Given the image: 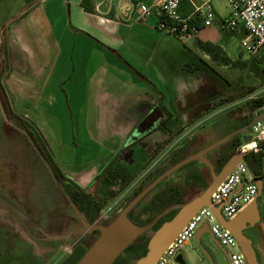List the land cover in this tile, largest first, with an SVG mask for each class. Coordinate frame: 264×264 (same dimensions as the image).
<instances>
[{
    "label": "crops",
    "instance_id": "crops-1",
    "mask_svg": "<svg viewBox=\"0 0 264 264\" xmlns=\"http://www.w3.org/2000/svg\"><path fill=\"white\" fill-rule=\"evenodd\" d=\"M157 1L34 0L0 31V50L4 51L7 65L1 88L10 106L38 127L42 135L35 127L33 132L46 144L64 184L91 195L96 203L105 189L100 185L96 191L97 180L109 167L122 166L128 174L132 172L127 174L132 177L142 173L126 180L135 186L167 159L168 167L149 176L141 189L182 160L244 127L239 123L229 132L226 122L214 120L212 112L218 107V98L213 97V92H204L203 76H194L188 82V61L182 57L185 50L180 46L184 41L179 42L160 29L158 12L153 10L146 19L140 18L138 5L152 7ZM198 3L199 0H182L180 14L190 16L193 5ZM204 29L194 38L198 48L202 50L200 44L208 43L225 53L223 45L216 41L200 40ZM238 32L244 35L241 28ZM214 84L215 93L218 82ZM202 133L207 144L187 154L190 140ZM242 138L233 149L229 141L223 144V153L215 159L221 163L220 169L237 154ZM253 156L256 161L260 158L261 163L260 156ZM196 161L182 166L148 192L149 202L140 213H158L180 204L176 197L183 193L181 184L193 185L200 180L203 184L201 166H193ZM252 170L256 174L261 171ZM176 176V184L158 191ZM210 176L209 170L210 182L184 205L206 190ZM161 201L163 207L158 208ZM26 205H32V200ZM178 210L171 211L157 228L170 221ZM41 211V225L28 223V230L7 221L10 232L18 228L21 232L17 237L36 247L37 252L43 246L54 248L61 244L54 238V218L43 213L44 209ZM131 219L135 225L143 226L138 215ZM28 231L35 235L42 232L46 239L35 244Z\"/></svg>",
    "mask_w": 264,
    "mask_h": 264
},
{
    "label": "rangeland",
    "instance_id": "rangeland-1",
    "mask_svg": "<svg viewBox=\"0 0 264 264\" xmlns=\"http://www.w3.org/2000/svg\"><path fill=\"white\" fill-rule=\"evenodd\" d=\"M32 1L34 0H0V31L3 28L5 29L7 22L13 20V17L23 10L25 5L27 6ZM211 5L217 17L211 27L204 29L202 36H200V40H212L216 41L218 45H223L225 53L229 59L233 62L239 60L241 61V64H245L244 66L241 64L239 66H226L222 61H214L211 56L206 55L205 52L203 53V51L198 48L195 39L184 40V42L176 38L174 39L184 43H181L180 46L185 50L181 52L182 57L184 59L186 58L188 61V65H186L188 66V69H186V72L189 83L192 82L194 76L198 77V79L203 76L204 83L209 86L213 85L216 87L214 83L218 82V92L213 93V97L218 98V105L215 104L218 107L215 108L212 115L214 120L226 122L224 123L225 128L230 132L232 130L234 131L239 123L249 124L252 121L249 112L253 106L251 102L254 99H260L264 96V66L263 64H259L258 68L253 69L251 64L252 57L247 55L241 47L240 38L242 36L240 32L235 31L232 33L224 30L220 26V20L230 16L231 7L227 0H212ZM225 53H223V55ZM261 60L263 61V59ZM6 71L7 65H5L4 51L2 52L0 50V244H2L3 239V236L1 235L3 221L15 222L19 227L28 230V223L41 225V209H44L45 211H43V213L47 214L49 218L53 217L55 220L54 232L60 233V229L57 225L59 224L58 219L62 213L67 212L73 217V213L66 205L65 198L57 188L53 178L46 176L43 167H45L46 170L47 167L39 157L36 149L33 147L32 141L34 140L33 142H36V146H39L40 150L43 149L38 135L33 132V128L35 127L37 129L36 131L40 133L38 127L32 125L29 118L22 114H18V110L10 106V101L6 98L3 92L4 88H1L3 81L2 77ZM212 78L214 80L213 84H211ZM226 105L231 106L225 111ZM22 110L23 112H26L25 108H21V112ZM28 112L30 115V111ZM39 126L41 127V125ZM40 135H42V133H40ZM202 137H205V134H196L190 140L192 142H189V145H187V154H191L194 150H200L202 145L204 146L207 144ZM223 149L224 145H220L211 151L205 158L197 160L193 164V166L195 165L194 167L198 165L201 166L200 171L204 175V180H202L204 183L202 184L200 180L196 181L193 185L181 184L180 188H182L183 193L176 197L180 204H174L158 213L146 214L145 212L144 215L141 216L140 210H142L149 202V196H145L146 198L140 202V205L132 213L133 216L138 215L140 219L144 221L142 223L143 226L141 227L143 228V231L139 239L136 240L133 245L129 246V248L124 251V253L121 254L113 264H135L137 259L146 253V242L148 239L150 240L154 234L155 228H157L160 222L165 218L167 219L170 217L171 214L169 213L171 211L179 208L180 205L187 202L194 195L203 191L202 189H204L210 182V179L207 177L209 170L204 162L208 163L213 169V163L220 153H223ZM253 159L254 156L250 154L244 159V162L248 166L250 165L251 169L260 171L261 163ZM166 160L164 159L157 169L144 175V180L142 179L135 186L131 184V181L125 183L123 181L121 182V180L116 181L114 178H111L110 181H112V185L105 187L104 191H101V200H98L96 203L95 214H91L92 219H94V222L91 225L101 223L103 224L102 226H106L112 221H115L119 213L135 198L134 194L140 190V186H142L143 183H147L148 177L163 171L166 166L168 167L169 163H167ZM119 167L120 166H112V169L116 170L119 169ZM120 168H122V166ZM114 170L112 172L115 174L116 172ZM130 173L132 174V172ZM123 174L120 175L123 176ZM140 174H134L133 177L126 176L124 180L131 179V177L132 180L134 177L136 179ZM108 178H110V176H108ZM178 179L177 176L175 178L171 177L169 181L165 182L160 188H158V191L166 185L176 184ZM105 180V175L97 180L96 191L97 187L104 185L103 183ZM95 196L97 198V192ZM28 200H32V205H26ZM9 202L11 204H9ZM28 206L31 207L28 208ZM257 206L262 220L264 206L261 198L258 199ZM98 208L101 209L99 213H96V209ZM6 209L8 210V214ZM64 217L65 216H61L63 219L62 227L64 232L72 230L73 228L84 229V226L81 223L79 224L77 221H74L76 220L74 217V220L70 221V224L64 222ZM132 223L134 224L133 221ZM9 226H11V224ZM14 230L16 229L14 228L12 230L13 233H15ZM252 231L255 238L256 248L254 251L257 260L260 264H264L263 223L260 222ZM20 232L21 231L17 228L15 236H18ZM28 232L30 233L33 231ZM98 236L99 235L95 236L94 233H92L88 235L85 242L91 244ZM8 237L10 239L7 241V244H13V238L8 235L7 239ZM77 237V234H73L67 241H65L63 247L59 246L56 255L52 258L53 261L51 260L52 262L50 261L51 263L49 262V264H66L65 261L70 254L68 245L73 240H76ZM24 238L27 239L28 237L26 238L25 236ZM201 243L203 247L206 248L205 250L209 254L213 264H226L225 260L214 248L215 246L206 237L202 239ZM179 255L183 257L187 264H210L197 249V244L194 238H192L186 246H182ZM26 259L27 261H30L31 259H35V257L34 255L28 254ZM75 259L76 258L73 255L68 263L70 264ZM1 260L2 258L0 257V264L3 263H1ZM13 260L14 257L8 256L7 263L14 264L11 262Z\"/></svg>",
    "mask_w": 264,
    "mask_h": 264
},
{
    "label": "built area",
    "instance_id": "built-area-1",
    "mask_svg": "<svg viewBox=\"0 0 264 264\" xmlns=\"http://www.w3.org/2000/svg\"><path fill=\"white\" fill-rule=\"evenodd\" d=\"M181 1L158 0L152 7L139 4V16L144 20L156 10L163 17L159 24L163 32L182 41L194 39L201 28L210 27L217 17L211 5L212 0H199L198 4L193 5L194 11L190 16L180 14ZM227 2L231 7L230 16L221 19L220 26L232 33L241 28L244 33L240 38L241 47L247 55L260 58L264 55V0ZM251 117L255 123L249 128L250 140L241 142L236 148V153L243 157L242 161L235 164L230 174L218 184L210 196L211 206L220 210L219 213L225 221L243 212L259 198L264 206V100L252 108ZM250 154L261 157L259 174L244 162ZM211 211L209 207L196 211L153 264H178L176 258L182 246H186L204 224L208 225L211 235L227 252L230 264H247L235 238L220 225ZM262 218L264 220V212Z\"/></svg>",
    "mask_w": 264,
    "mask_h": 264
},
{
    "label": "water",
    "instance_id": "water-1",
    "mask_svg": "<svg viewBox=\"0 0 264 264\" xmlns=\"http://www.w3.org/2000/svg\"><path fill=\"white\" fill-rule=\"evenodd\" d=\"M255 123V120L252 121L244 126L242 129H238L237 131L231 133L227 137L222 140L216 141L215 143L211 144L204 150L197 152L196 154L192 155L191 157L182 160L175 166H173L170 170L166 171L158 178H156L150 185L148 184L133 200L130 202L125 209H123L115 221H112L110 224L106 226H95L94 224H89L83 217L82 213L78 210L75 203L70 198L69 194L67 193L66 189L64 188L62 182L52 170L44 156L42 155L41 151L36 146L35 142L32 141L33 147L36 149L39 157L44 162L49 171L50 175L52 176L57 188L61 191L63 197L65 198L66 202L72 209V211L76 214L82 225L84 226L83 230H76V233L80 234V238L85 235H89L92 232L97 231L99 232V236L92 243V245L86 250V252L82 255V257L77 261L76 264H113L116 259L122 254V252L129 246L134 243V241L141 235L143 228L133 224L131 220L127 217L128 213L132 211L148 194L151 192L162 180H164L169 175H172L176 172L179 168L184 165H187L195 160H202L206 157V155L216 149L218 146H222L226 142L230 141L236 135L243 136L242 142H247L250 140L249 128L252 124ZM243 157L235 154L232 156L226 164L222 167L221 171L215 173L212 167L205 163V166L211 172V183L206 188V190L195 197L187 204H183L179 207V210L176 212L174 217L168 221L164 222L160 228H158L152 237L150 238L148 245H146V253L140 257L135 264H153L155 263L158 258L161 256L164 249L174 240V238L179 233L180 229L183 228L190 218L198 211L200 208L209 207L212 213L215 215L217 220L219 221L220 225L225 228L236 240L238 244V248L240 252L245 257L247 264H260L257 260L253 241L247 238L244 234V231L255 227L259 224L260 215L259 209L257 206L256 200H254L243 212L239 213L232 219L225 221L223 217L219 213L218 208H214L211 206L210 196L216 189L219 183L230 174L233 170L235 164L237 162L242 161ZM259 186V184H258ZM208 236L210 241L216 245L218 251L223 253L219 242L211 235L209 231L208 225L204 224L200 227L194 235V240L197 244V247L201 250V253L204 257L208 260L210 264H213L209 254L207 251L202 247L201 238L203 236ZM58 238V237H56ZM230 264L228 255L224 252ZM176 262L178 264H186L183 260L181 255H178L176 258Z\"/></svg>",
    "mask_w": 264,
    "mask_h": 264
},
{
    "label": "flooded vegetation",
    "instance_id": "flooded-vegetation-1",
    "mask_svg": "<svg viewBox=\"0 0 264 264\" xmlns=\"http://www.w3.org/2000/svg\"><path fill=\"white\" fill-rule=\"evenodd\" d=\"M210 84V83H209ZM213 85H208V84H204V92L205 93H211V92H213L214 93V91H215V87H214V89H213ZM248 124V123H247ZM247 124H244L243 126H245V125H247ZM242 126V127H243ZM243 136H239V135H236L234 138H232L230 141H229V147L230 148H234L236 145H237V143L239 142V141H241V138H242ZM228 156H230V153H228L227 154ZM220 162H218L217 160L214 162V166H213V168H214V170H215V172L216 173H218L221 169H220ZM66 201V200H65ZM68 204V203H67ZM68 208H70V206L68 205ZM71 209V208H70ZM71 211H72V209H71ZM73 212V211H72ZM61 216H65L64 218V222H66V223H69L70 224V221H73L74 220V218L76 219V220H74V221H77V223H81L80 222V220L78 219V217L76 216V214L73 212V217L69 214V213H67V212H64V213H62V215ZM61 216H60V218L58 219V225H57V227L60 229L59 231H60V233H58V232H55V236H54V238H55V240H59V241H61V244H56V246L53 248V247H50V246H43L42 247V249H41V252H37L36 251V247H34L33 245H28V243L26 242V241H23V239H21V238H18L17 236H15V233H13V232H10V227L7 225V222L6 221H3V224H2V228H1V235L3 236V239H2V244H0V257L2 258V260H1V263L2 264H11V263H7V259H8V256H11V257H14V260L13 261H11V262H13L14 264H18V263H20V264H49V262L52 260V258L54 257V255H56V251H57V248L59 247V246H64L65 245V241H67L68 240V238L71 236V235H75V234H77L78 235V237L76 238V240H73L71 243H69V250H70V254H69V257L66 259V261H65V263L66 264H69L68 262L70 261V258H72V256L74 255L75 256V258H76V256H77V254H76V249L78 248V250L77 251H79V250H81V249H84V245H82V243H85L86 244V242H84L85 241V237H87L88 235H85V236H83L82 238H80V234L79 233H76V230H83V229H76V228H73L72 230H67V232L65 231L64 232V230H63V227H62V218H61ZM173 217V216H172ZM171 217V218H172ZM131 218V217H130ZM170 218V219H171ZM85 219V218H84ZM131 221H132V219H130ZM61 221V222H60ZM260 222H262L263 223V226H264V220L262 219L261 220V217H260V221H259V223ZM134 223H136V222H134ZM68 224V225H69ZM82 224V223H81ZM89 224H92V223H89ZM103 224H101V223H99V224H95V226H102ZM59 226H61V227H59ZM161 226V225H160ZM56 227V228H57ZM254 229V226L253 227H251V228H249V229H247V230H245L244 231V234H245V236L247 237V238H249V239H251L252 241H253V246H254V250H255V238H254V235H253V230ZM92 233H94V235L95 236H97V235H99V232H97V231H95L94 230V232H92ZM91 233V234H92ZM11 236V238H13V241H14V243L13 244H7V241L10 239L9 237H8V239H7V236ZM90 235V234H89ZM29 239H31L32 241H34L35 242V244H36V242L37 241H40L41 239L43 240V239H46L45 238V236H44V234L41 232L40 234H34L33 232H30L29 233ZM56 237H58V238H56ZM140 237V236H139ZM139 237L136 239V240H138L139 239ZM204 237H206L209 241H210V239H209V237L208 236H203L202 238H201V241H202V239L204 238ZM2 238V237H1ZM98 238V237H97ZM95 241H96V239H94ZM135 240V241H136ZM135 241H134V243H135ZM149 241V239L147 240V242ZM24 244H23V243ZM146 242V245L148 244ZM211 242V241H210ZM19 244V245H23V247L22 248H17L16 247V245L15 244ZM133 243V244H134ZM212 243V242H211ZM132 244V245H133ZM202 244V243H201ZM213 244V243H212ZM215 247V249L218 251V249L216 248V245L215 244H213ZM129 246H131V245H129ZM129 246L124 250V251H126L128 248H129ZM202 247H203V245H202ZM204 248V247H203ZM222 248V247H221ZM197 249L199 250V252H201V250L197 247ZM204 249H206V248H204ZM222 250H223V253L222 252H220V251H218V253H219V255H221V257L225 260V262H226V264H228V261H227V258H226V255H224L225 253L224 252H226L225 251V249L224 248H222ZM124 251L122 252V254L124 253ZM227 253V252H226ZM29 254V255H34V257H35V259H31L30 261H27V255ZM202 254V253H201ZM71 255V256H70ZM121 256V255H120ZM202 256H204V255H202ZM24 257V258H23ZM22 258H23V260H22ZM139 259V258H138ZM137 259V260H138ZM184 260V259H183ZM53 261V260H52ZM51 261V262H52ZM185 261V260H184ZM50 262V263H51ZM72 264L74 263L73 261L71 262ZM70 263V264H71ZM77 263V262H76ZM75 263V264H76ZM186 264H187V262H185Z\"/></svg>",
    "mask_w": 264,
    "mask_h": 264
},
{
    "label": "trees",
    "instance_id": "trees-1",
    "mask_svg": "<svg viewBox=\"0 0 264 264\" xmlns=\"http://www.w3.org/2000/svg\"><path fill=\"white\" fill-rule=\"evenodd\" d=\"M160 21H163V17H160ZM200 47L205 52V54L208 55V56H211L214 61H216V60L222 61L223 64L226 65V66H239L241 64L240 63L241 61L237 60V61L233 62L230 59H228L225 55H223V50L219 46H214V45H211V44H208V43H202V44H200ZM261 59H263V61ZM251 64H252L253 69L258 68L259 64H263V66H264V55H262L260 58L252 57ZM241 65L244 66L245 64H241ZM262 102H263V99H261V98L252 100V102H251V104H253L252 108L254 106L260 105ZM40 143H41V147H43L44 150L43 149L40 150V147L38 146L39 150L41 151L42 155L44 156V158L46 159V161L48 162V164L50 165L52 170L55 172V174L58 176V178L62 182V184H63L64 188L66 189L67 193L69 194L70 198L75 203V205L77 206L78 210L82 213V215L85 218V220L88 223H93L94 219H92L91 214H95V208H96V202H95L94 198L91 195L85 193L84 191H82V190H80L78 188L74 189V190H71L64 184V182L62 181L63 177L61 175V172L59 171V169H58L56 163L53 161L52 157L50 156L49 151L45 147L44 143L41 142V140H40ZM259 160H260V158L257 159L258 162H259ZM249 167H250V165H249ZM250 169H251V167H250ZM113 170L114 169H112V167H109L108 169H106V172L104 173V175L106 176V180L103 183L105 187H108V186L112 185V183H111L112 181H110L111 178H114V180H116V181L117 180H121V182L123 181V182L127 183V181L124 180L125 177L128 174L127 173L128 172L127 169L119 167V169L114 170L116 172L115 174H114V172H112ZM120 174L121 175L123 174V176H121ZM48 175L50 176V178L52 177L49 172H48ZM108 176H110V178H108ZM145 187H141V189L138 192H135L134 197H136ZM65 203L68 206L66 201H65ZM151 204H154L153 201L151 202ZM162 204H163L162 201L159 202L158 208H160V207L162 208L163 207ZM139 205H140V203L134 209H132V211H130L128 213L127 217L129 219H131L130 217L132 216L133 211L135 209H137V207ZM154 205H157V204L155 203ZM100 209L101 208L96 209L97 210L96 213H98L100 211ZM70 211H71V209H70ZM141 213H145V212H141ZM87 237H85V240L87 239ZM82 245H84V249H81V250L77 251L78 250V248H77L75 250L77 256H76V259L73 261L74 262L73 264H75L82 257V255L92 245V243L91 244L82 243ZM143 255H141V256H143Z\"/></svg>",
    "mask_w": 264,
    "mask_h": 264
}]
</instances>
